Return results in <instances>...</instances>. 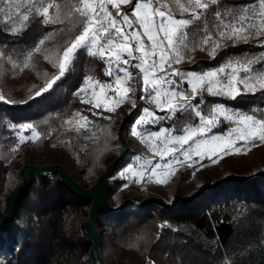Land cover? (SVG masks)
Returning <instances> with one entry per match:
<instances>
[{
  "label": "trees",
  "instance_id": "16d2710c",
  "mask_svg": "<svg viewBox=\"0 0 264 264\" xmlns=\"http://www.w3.org/2000/svg\"><path fill=\"white\" fill-rule=\"evenodd\" d=\"M79 3L80 0H35L27 21H20V16L12 23L0 19V52L4 53L0 58V95L8 101L0 100L1 204L18 183V169L24 163L59 162L82 186L89 187L119 152L114 130L121 119L118 111L92 109L76 95L84 77L91 75L100 81L107 78L106 63L100 57L77 50L65 76L40 96L36 92L59 74L57 67L54 71H40L38 80H30L18 94L10 79L6 56L26 55L47 35L57 36L47 48L54 66L57 54H62L75 38L76 29L83 26L74 12ZM48 4H58L59 12L53 7L47 17L40 16V9ZM45 20L49 23L45 24ZM224 49L217 51L215 59H198L197 63H204L190 67H215ZM204 101L203 114H208L214 104L222 103L249 114L257 109L256 114L262 115L259 109H264V90L235 100L204 95ZM139 110L125 119L124 132ZM77 113L88 118L86 127L74 125L79 118ZM197 122L193 114L178 112L164 123L175 133H181ZM25 123H31L40 135L21 144V132L32 135L31 130L19 129ZM224 128L221 125L214 132ZM130 152L118 162L109 178V201L114 206L125 198L124 194L116 198L112 195L128 183L126 177L116 174L128 164ZM190 178L191 169L184 168L174 181L160 187L170 199L176 192L189 198L178 200L172 208L151 203L134 211L129 209L133 204H129L123 208L126 212L118 214L100 211L97 227L103 259L110 264H264V167L253 172L229 171L194 189L185 187ZM88 208L89 202L72 195L57 178H43L39 183L33 179L16 203L12 225L0 233V264H92L88 255L90 244L82 239L77 228Z\"/></svg>",
  "mask_w": 264,
  "mask_h": 264
},
{
  "label": "snow or ice",
  "instance_id": "6c2138e0",
  "mask_svg": "<svg viewBox=\"0 0 264 264\" xmlns=\"http://www.w3.org/2000/svg\"><path fill=\"white\" fill-rule=\"evenodd\" d=\"M24 3L29 5L22 16V19L27 21L28 13L34 5L31 4V0H24ZM122 3L129 4L132 0H98V2L97 0H80L74 12L81 18L82 31L69 41L62 54H57L54 66L59 69V74L48 80L46 86L36 92V96L48 92L65 76L75 60L77 50L84 49L92 56L100 57L101 60L107 57L106 75L112 78L111 82L93 81V77L89 75L76 95L94 86L101 90L103 100L93 95L91 99L82 97V102L91 105L92 109L114 113L116 108L125 102L131 103L133 108L137 106L135 100L129 99L128 94L135 92L139 87L141 99L146 98L157 111L165 113V115H157L155 111L143 107L142 115L133 122L134 134L142 137L145 143H149V147L154 149L155 156L160 157L162 162L165 158H170L164 163L157 162L152 166L151 175L148 176L150 181L160 175L167 178L177 166L184 163H189V166L193 168L197 164L203 167L202 162L205 158L215 163L233 152L239 154L246 151L242 146L237 147L240 142L249 147L264 143V109H259L262 115H257V109H253V114H249L228 108L222 103H216L205 115L202 114L201 108V105L205 103V93L212 97L235 100L238 96L255 95L258 90H264V67L255 73L252 67L264 62V53L252 59H229L219 67L203 72L172 68L173 63L181 64L185 54L196 47L203 49L207 46L209 54L215 59L217 49L221 47V40L224 38L232 40L233 46H237L241 42L247 44L250 36H264V0H258L259 9L256 8L257 0H253L251 5L228 6L230 9L239 8V12L225 9L227 15L232 17L228 23H224L226 16L219 8L221 0H186L185 4H179V6L182 13H189L187 19H177L171 10L167 9V5L159 4L158 0L155 6L152 0H136L131 13L134 19H130L128 14L120 13ZM0 4L3 5L0 7V12L5 13L7 17L14 14L13 9L16 10L15 14H19L20 0L15 2L0 0ZM109 5L116 10L115 16L112 11H109ZM211 6H217L215 12H209ZM53 7L58 13L60 9L58 4H48L39 13L40 16L47 17L49 9ZM206 14H210L215 21H220L216 25L218 37L215 40L207 31L206 22L203 29L197 25V22L201 21L202 17H206ZM257 16L259 23L256 22ZM44 23L48 24L49 21L45 20ZM134 25H138V28H134ZM193 25L197 27L190 39L188 29ZM248 29H254V31H248ZM145 38L150 42V46L146 45ZM43 43V39L39 40V44ZM261 45H264V41H261ZM35 51L39 52V47H36ZM3 55L4 53L0 52V56ZM130 60L136 63L130 64ZM133 68L140 70L139 84L131 83L135 79L133 72L130 71ZM241 71L245 75L240 76ZM176 77H179V80ZM184 84L189 87L185 89ZM241 85L243 92L239 87ZM105 90H110L112 95L109 96ZM198 97V102L194 104L193 101ZM0 100H5V97L0 95ZM110 100L114 102L109 104ZM5 102L8 101L5 100ZM178 112L193 114L195 118H198L199 123L196 126L183 128V134L179 135H173L175 129L166 127H160L158 131H149L146 134L136 130L142 125H161L163 121L171 120ZM77 116L86 122L84 125L86 127L88 118L79 113ZM107 118L111 119L110 116ZM221 118L234 126L225 133L216 134L214 130L221 126ZM19 129L31 130L32 133L29 137L20 136L21 144L40 135L31 123L22 124ZM177 153L180 155L178 156ZM193 157L199 159H193ZM136 159L140 160V157L137 156ZM149 164H152V161H146L145 165H141L140 171H135L133 167L128 166L124 172L139 177L137 182H141L144 178L143 169ZM124 172L121 175H124ZM155 182L164 184L166 179L157 178Z\"/></svg>",
  "mask_w": 264,
  "mask_h": 264
},
{
  "label": "rangeland",
  "instance_id": "374dc122",
  "mask_svg": "<svg viewBox=\"0 0 264 264\" xmlns=\"http://www.w3.org/2000/svg\"><path fill=\"white\" fill-rule=\"evenodd\" d=\"M33 1H35V0H31V4L33 3ZM14 2H15V0H14ZM97 2H98V0H97ZM158 2L161 5H167V9H170L171 12L173 13V15L177 19L189 18V13H182V10L179 6V4H185L186 0H179V3H177V0H158ZM20 3H21V7H20V11H19L18 15L15 14L16 10L13 9L12 11L14 14L11 17H7L5 15V13L0 12V19H2L3 21H9L10 23H12L14 20H16L15 19L16 16H20L19 17L20 21H23L22 16L25 14L29 5L24 3V0H20ZM135 3H136V0H132V3H129V4H123L122 3L120 5V9H119L120 13L128 14L130 19H134V17L132 16L131 13H132L133 5ZM152 3L155 6L157 4V0H152ZM252 3H253V0H221L219 8L226 16L224 23H228L229 21L232 20V17L228 16L227 12L225 11V9L228 8V6L251 5ZM0 7H3V5L0 4ZM108 8H109V11L113 12L114 16L117 14L116 10L113 9L111 7V5H109ZM256 8L259 9L258 0L256 3ZM216 9H217V6H211L209 12L210 13L215 12ZM228 10L239 12V8H236V9L228 8ZM5 11H7V9ZM40 11H43V10L40 9ZM28 15H29V13H28ZM205 22L207 23V31L211 34L213 40L217 39L218 32L216 31V25L219 24L220 21H215L210 14H206V17H202L201 21L197 22V25L201 29H203L205 26ZM256 22L259 23V17L258 16L256 17ZM12 25H15V23H13ZM197 25H193L192 27H190L188 29V35H189L190 39H191L193 31L196 29ZM82 28H83V26L80 27L79 29H76V32H77L76 35H78L82 31ZM134 28H138V25H134ZM248 31H254V29H248ZM245 34H247V33H245ZM203 35H204V32L202 31L201 36L203 37ZM56 39H57V36H55V35H47L43 38V40H44L43 44L38 43L36 46H34L32 49H30L28 51V53H26V55H24V54H22V56L11 55V57L6 56V58H7L6 64L8 66V69L11 70L10 79L15 85V91L17 94L23 90L25 85L30 80H38V73L40 71H42L44 69H47L49 71L55 70V66L50 64L49 58L47 56V48ZM261 41H264V36H250L249 42L247 44L241 42L237 46H233L232 40L224 38L221 40V47L218 48L217 51L219 49H222V48H225V49L221 53L219 63L215 67H212V68L203 67V68L198 69V70L190 67L192 64L201 65L204 63V61H199L197 63L196 61L198 59H201V60L212 59V56L209 54V50H208L207 46H205L203 49H201L200 47H196L192 51L187 52L185 54L184 61L181 64L173 63L172 68H179L182 71L186 70V71L203 72L206 70L217 68L221 64L226 63L229 59H232V60L244 59V58L252 59V58H255L256 56H258L259 54L264 53V45H261ZM145 43H146V45L150 46V42L147 41V38H145ZM133 44H134V42H133ZM36 47H39V49H40L39 52L35 51ZM82 50H84V49H82ZM85 52L87 54H89L87 51H85ZM89 55H91V54H89ZM96 57H98V56H96ZM0 58H1V56H0ZM106 59H107V57H105V60H104L105 63H106ZM129 63L134 64V63H136V61L130 60ZM25 65H27V66L25 67ZM71 67H72V65H71ZM252 67H253V72L255 73L258 69H261L262 67H264V62H261L260 64H255ZM106 69H107V66L105 67V70H104L105 75H106ZM130 71L133 72V75L135 77V79L132 80L131 83L132 84H139V82H140V75H139L140 70L133 68V69H130ZM243 75H245V74L243 71H241L240 76H243ZM86 78H87V76L83 78V80H82L79 88L77 89V91L81 87H83V82L85 81ZM111 79H112L111 77L107 76V78H105V80H103V81L99 80V81L101 83H108V82H111ZM176 79L179 80V77H176ZM95 80H98V79L93 77V81H95ZM183 87L185 89H187L189 86L187 84H184ZM239 87L241 89V92H243V86L241 85ZM105 91L107 92V94L109 96L112 95L110 90H105ZM93 95L100 97L101 100H103V95L101 94V90L94 87V86L88 87L85 90V92L80 93V95H78V96L81 99H82V97L86 98V99H91V98H93ZM204 95H208V94L205 93ZM128 96H129V99L135 100L137 106L135 108H133L131 103L125 102L116 108V111H118L121 119L117 123V125H115V127H114L115 132L117 133L118 126H119V124L123 118L131 116L135 109H140V110L137 112L136 117H134L132 123L127 126L125 132L123 130V135L127 141L128 147H129L127 153L129 151H131V152H130V154H128V161H129L128 164H126L123 168H121L117 172L116 175L119 177L123 176V177H126L128 179V183L125 184V185H127V187H124L125 186L124 185L120 190L114 192L112 195V198H116L120 194H124L125 198L129 197L133 194L137 195L140 198H144L148 195H157V196L161 197L162 199L163 198L166 199V202L167 201L171 202L172 198L170 199V198L164 196L161 192L160 187L165 185V184H170L172 181H174L176 179V175H177L178 171H181L184 168H190L191 169V178L187 181V183L185 184V187L187 189H194L201 182H203V181H207V182L215 181L216 179H219L222 176H224V174L229 172V171L253 172L257 168L264 167V143H258L256 146L249 147L248 145L242 144V142H240L237 144V147L242 146L244 149H246V151H243L239 154L233 152L232 154L226 155L223 158L219 159L215 163H211L208 159L205 158L202 162L203 167H201L199 164H197L195 166V168H193V167L189 166V163H184L180 166H177L175 168V170L170 175L167 176V178H165V176H163V175H160L159 177H154L150 181L148 179V176L151 175L152 166L157 162L164 163L170 158H165V161L162 162L160 160V157L155 156L154 149L149 147V143H145L143 141L142 137L136 136L134 134L133 122L136 121L137 118L142 115L141 110L143 107H148L150 110L155 111L157 115H165V113L157 111L153 104H150L147 102L146 98L141 99V92L139 91V87H137V90L135 92H130L128 94ZM194 101H193V103H194ZM113 102H114V100H110L109 104H111ZM226 107H228V106H226ZM228 108L233 109L232 107H228ZM234 110H237V109H234ZM205 115H207V114H205ZM165 121H167V120H165ZM165 121H163L161 123V125H155L157 127L155 129H152L151 125H149V126H143L142 125L136 130L141 131L142 133L146 134L149 131H158L160 129V127L172 128V127L166 126V124L164 123ZM198 123H199V121L197 122V124ZM85 124H86V122L81 120L80 118H78L74 123V125L77 127H84ZM197 124L188 125L186 127L196 126ZM221 125H225V128L218 131V132H215L216 134L225 133L229 128L234 126V125L230 124L229 122L223 121V118H221ZM179 134H183L182 130H181V133L173 132V135H179ZM20 136L28 137L23 132L20 133ZM150 143H153V142H150ZM154 143H159V142H154ZM185 147H187V146H185ZM177 155L179 156L180 153H177ZM137 156L140 157V160L136 159ZM193 159H199V158L193 157ZM146 161H152V164L146 165V167L143 169L144 178L141 182H137V180H139V177H137L133 174L124 172V170L128 166L133 167V169L135 171H140L141 165H145ZM122 172H124V175H121ZM193 172L195 173L194 175H193ZM157 178L166 179V182L164 184H158L155 182ZM177 193L182 195L181 192H176L173 195H175ZM122 212H126V209H123ZM160 224H163V223H160Z\"/></svg>",
  "mask_w": 264,
  "mask_h": 264
},
{
  "label": "water",
  "instance_id": "95a60500",
  "mask_svg": "<svg viewBox=\"0 0 264 264\" xmlns=\"http://www.w3.org/2000/svg\"><path fill=\"white\" fill-rule=\"evenodd\" d=\"M123 118L117 129V139L120 143V150L116 157H114L104 168V170L97 176L96 180L89 186H82L71 174L66 167L59 162H27L18 169V183L14 188L6 194L3 199V204L0 203V233L6 231L13 223L15 215L16 203L20 196L26 192L31 186L33 179L39 183L43 178L57 180L74 196L89 202L87 216L82 219L78 225V231L82 239L89 244V260L92 264H110L106 262L101 254V232L97 227L98 213L100 211L118 214L126 205L133 204L138 208L145 207L148 204H159L168 209L175 206L178 200H188L180 194L173 195L171 202H166L157 195H148L140 198L133 194L121 200V202L114 206L109 201V178L118 164L123 159L129 149L127 141L123 135L124 121ZM114 264H151L146 262L140 263H114Z\"/></svg>",
  "mask_w": 264,
  "mask_h": 264
},
{
  "label": "built area",
  "instance_id": "2783aa9c",
  "mask_svg": "<svg viewBox=\"0 0 264 264\" xmlns=\"http://www.w3.org/2000/svg\"><path fill=\"white\" fill-rule=\"evenodd\" d=\"M163 199H164V198H163ZM164 200L166 201V199H164ZM167 202H168V201H167ZM154 205L162 208V206H160L159 204H154ZM137 208H138V207H136L135 205H130V206H129V209L132 210V211L136 210ZM150 213H152L153 216H155V217L157 218L156 213H155L153 210H150ZM158 222H159V223H162L161 221H158Z\"/></svg>",
  "mask_w": 264,
  "mask_h": 264
}]
</instances>
